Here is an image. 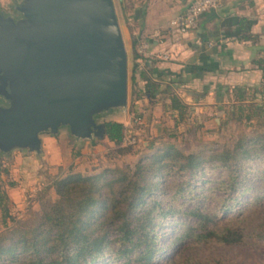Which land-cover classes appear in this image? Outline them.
I'll return each mask as SVG.
<instances>
[{"label": "trees", "instance_id": "obj_1", "mask_svg": "<svg viewBox=\"0 0 264 264\" xmlns=\"http://www.w3.org/2000/svg\"><path fill=\"white\" fill-rule=\"evenodd\" d=\"M252 22L239 17L238 37L253 36L244 32ZM136 42L133 36L131 93L149 102L161 94L162 109L174 120L170 133L176 135L177 125H187L189 106L175 83L153 77L151 62L134 60L140 57ZM252 62L261 81L234 86L227 110L249 129L231 144L199 152L161 146L133 165L55 177L56 199L42 195L35 214L12 217L13 225L0 230V264H221L220 256L181 249L237 245L246 238L264 242V48ZM102 126L122 152L123 137L132 130L113 119Z\"/></svg>", "mask_w": 264, "mask_h": 264}, {"label": "water", "instance_id": "obj_2", "mask_svg": "<svg viewBox=\"0 0 264 264\" xmlns=\"http://www.w3.org/2000/svg\"><path fill=\"white\" fill-rule=\"evenodd\" d=\"M0 15V146L39 144L68 123L88 135L91 113L123 102L126 53L112 0H27ZM103 132L102 123L97 125Z\"/></svg>", "mask_w": 264, "mask_h": 264}, {"label": "rangeland", "instance_id": "obj_3", "mask_svg": "<svg viewBox=\"0 0 264 264\" xmlns=\"http://www.w3.org/2000/svg\"><path fill=\"white\" fill-rule=\"evenodd\" d=\"M26 1L0 0V15L10 16L14 20L21 18L19 6ZM134 1L112 0L126 53L125 100L95 109L91 113L95 124L91 126L88 135L76 134L68 123H60L55 130L47 127L38 132L39 144L36 148L22 144L0 146V195L6 206L4 210L0 205V230L13 225L12 217L26 218L35 214L42 195L56 199L57 194L51 185L55 177H62L70 172L90 174L104 167L133 165L141 155L161 146L172 145L185 152H199L213 146L222 147L231 144L243 129H249L243 120H235L227 114L229 104H225V107L210 114L207 120H202L200 115H190L187 125L180 123L179 128H176L178 130L174 132L176 135H172L170 131L174 130V120L168 113L161 112V105L154 108L143 96H138V101H134L136 94L131 93L130 73L134 62L131 40L135 35L136 25L129 18L132 9L130 4ZM141 42H136V50ZM6 100L9 102L0 92V107L5 106ZM110 119L122 121L132 131L139 130L138 142L132 146L122 145V152H118L114 144L108 145L97 125ZM190 125L195 126L194 130L183 132L184 127ZM41 135L55 137L61 152L60 163H49L45 159ZM219 173L220 170L215 169L213 176ZM164 237L166 236L162 238ZM181 252L220 256L221 264H264V242L251 238H246L237 245L185 246Z\"/></svg>", "mask_w": 264, "mask_h": 264}, {"label": "crops", "instance_id": "obj_4", "mask_svg": "<svg viewBox=\"0 0 264 264\" xmlns=\"http://www.w3.org/2000/svg\"><path fill=\"white\" fill-rule=\"evenodd\" d=\"M188 1L135 0L130 4L134 36L138 42H147L145 53L134 60L151 62L155 79L176 84L177 94L189 106V118L196 114L207 120L232 101L234 86L249 87L261 81V70L252 58L261 55L264 48V0H223L220 7L204 11L195 28L180 32L169 21L184 11ZM240 16L253 20L248 30L244 28L253 36L238 37ZM136 79L142 83L138 76ZM162 102L161 94H157L156 101L149 104L156 108ZM161 112L167 114L162 108ZM40 137L45 159L60 163L55 137ZM106 139L108 145L114 144Z\"/></svg>", "mask_w": 264, "mask_h": 264}, {"label": "built area", "instance_id": "obj_5", "mask_svg": "<svg viewBox=\"0 0 264 264\" xmlns=\"http://www.w3.org/2000/svg\"><path fill=\"white\" fill-rule=\"evenodd\" d=\"M223 0H189L184 11L172 17L169 23L176 27L180 32H186L197 26L200 15L209 9L220 7ZM147 42L142 41L138 47V53H145ZM138 118H135L137 120ZM139 130L127 132L122 140L123 145H135L139 140Z\"/></svg>", "mask_w": 264, "mask_h": 264}]
</instances>
